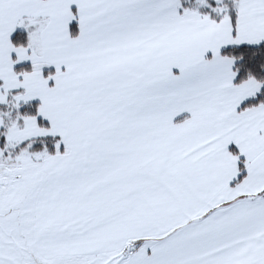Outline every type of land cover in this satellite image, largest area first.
<instances>
[{"label":"snow or ice","instance_id":"6c2138e0","mask_svg":"<svg viewBox=\"0 0 264 264\" xmlns=\"http://www.w3.org/2000/svg\"><path fill=\"white\" fill-rule=\"evenodd\" d=\"M0 264H264V0H0Z\"/></svg>","mask_w":264,"mask_h":264}]
</instances>
